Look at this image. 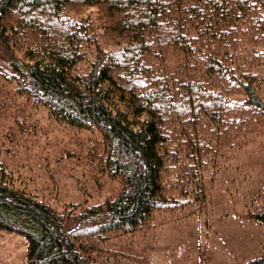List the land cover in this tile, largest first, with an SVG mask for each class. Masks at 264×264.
Masks as SVG:
<instances>
[{
	"label": "trees",
	"instance_id": "16d2710c",
	"mask_svg": "<svg viewBox=\"0 0 264 264\" xmlns=\"http://www.w3.org/2000/svg\"><path fill=\"white\" fill-rule=\"evenodd\" d=\"M0 46V105L97 130L100 168L121 184L53 202L18 182L0 133V228L26 236L24 264H100L122 233L209 200L263 129L264 0H0ZM245 213L264 232V200ZM242 264H264V247Z\"/></svg>",
	"mask_w": 264,
	"mask_h": 264
},
{
	"label": "rangeland",
	"instance_id": "374dc122",
	"mask_svg": "<svg viewBox=\"0 0 264 264\" xmlns=\"http://www.w3.org/2000/svg\"><path fill=\"white\" fill-rule=\"evenodd\" d=\"M3 55L0 46V57ZM261 95L264 98V86ZM24 104L22 114H18L20 102L17 107L0 105V133L12 136L8 144L13 145L20 184L58 204L93 203L117 193L119 180L107 177L100 168L104 151L97 130L66 127L41 106ZM254 136L215 172L209 200H202L194 210L164 212L162 222L144 233H122L94 253L97 261L242 264L259 256L264 232L247 217L245 209L254 200H264V125ZM26 243L24 234L0 228V264H24Z\"/></svg>",
	"mask_w": 264,
	"mask_h": 264
}]
</instances>
